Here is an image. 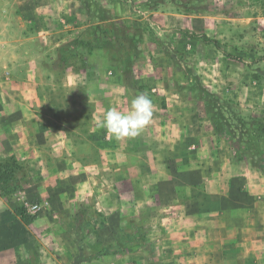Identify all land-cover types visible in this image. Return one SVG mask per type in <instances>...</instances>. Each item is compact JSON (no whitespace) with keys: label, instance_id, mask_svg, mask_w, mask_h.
I'll return each instance as SVG.
<instances>
[{"label":"crops","instance_id":"crops-1","mask_svg":"<svg viewBox=\"0 0 264 264\" xmlns=\"http://www.w3.org/2000/svg\"><path fill=\"white\" fill-rule=\"evenodd\" d=\"M202 1L186 10L181 0H0V158L28 175L0 194V264H67L76 254L88 264V250L104 257L115 243L131 264H264V167L236 161L196 83L205 58L186 33L218 30ZM119 22L129 38L118 46ZM106 35H116V63ZM58 81L63 106L52 98ZM140 94L154 107L138 136L116 140L98 127ZM29 202L39 209L25 223L14 211ZM84 207L98 210L95 234L82 223L77 234Z\"/></svg>","mask_w":264,"mask_h":264},{"label":"rangeland","instance_id":"rangeland-1","mask_svg":"<svg viewBox=\"0 0 264 264\" xmlns=\"http://www.w3.org/2000/svg\"><path fill=\"white\" fill-rule=\"evenodd\" d=\"M203 1V6H209V9L218 12L215 20L218 30L209 35L205 32L186 33L190 39L201 42L200 53L202 52V58H205L200 63V73L199 77L196 76V83L206 92L205 103L214 114H217L219 135L227 139L231 151L235 153L236 161L244 158L245 163L250 166L260 164L264 167V0H237L236 4L244 3L247 6L246 13L240 10L234 13L235 3L228 6L224 0L222 3L219 2L221 0ZM179 4L186 10L198 7L197 2L193 0H181ZM131 7L134 8L133 2ZM229 13L230 15H226ZM118 25L117 36L106 35L105 58L111 63L117 61L119 44L129 38L122 23L119 22ZM115 36L118 37L116 44L118 46L113 44ZM77 46L74 50L79 55L78 59H81L79 43ZM210 59L211 63H209ZM190 68L192 71L193 67ZM195 74L198 75L197 72ZM55 87L57 92L52 97L54 101L61 106L69 103L60 81ZM209 88L213 93L208 91ZM77 98H73L74 104L82 102L80 96ZM93 102L89 103L93 104ZM84 212L89 215L86 217L83 213L81 219L74 215L78 221L81 220L75 226L77 234L82 230L84 234H95V226L90 220L98 210L88 207ZM124 230L131 234L132 244L140 243L139 232L142 231L137 229L136 225L127 223L124 225ZM116 245L118 244L109 245L111 256H97L98 251L88 250L86 254L88 264H131L129 258L121 253L124 250ZM80 257V254H76L73 261L67 264H78ZM35 261L34 258L32 264H39Z\"/></svg>","mask_w":264,"mask_h":264},{"label":"clouds","instance_id":"clouds-1","mask_svg":"<svg viewBox=\"0 0 264 264\" xmlns=\"http://www.w3.org/2000/svg\"><path fill=\"white\" fill-rule=\"evenodd\" d=\"M153 107L152 100L146 94H140L132 100L127 114L110 107L98 127L105 128L116 140L134 138L151 122Z\"/></svg>","mask_w":264,"mask_h":264},{"label":"trees","instance_id":"trees-1","mask_svg":"<svg viewBox=\"0 0 264 264\" xmlns=\"http://www.w3.org/2000/svg\"><path fill=\"white\" fill-rule=\"evenodd\" d=\"M83 45L89 47L87 42L82 41ZM216 42V41H215ZM82 66L83 61L79 59ZM27 171L22 164H19L11 157L0 158V194L8 195L18 191L27 182ZM15 214L19 215L25 223H29L34 218L26 213L24 207L15 209ZM99 254V253H97Z\"/></svg>","mask_w":264,"mask_h":264},{"label":"built area","instance_id":"built-area-1","mask_svg":"<svg viewBox=\"0 0 264 264\" xmlns=\"http://www.w3.org/2000/svg\"><path fill=\"white\" fill-rule=\"evenodd\" d=\"M39 204L36 202L25 203V210L29 214H34L38 211Z\"/></svg>","mask_w":264,"mask_h":264}]
</instances>
